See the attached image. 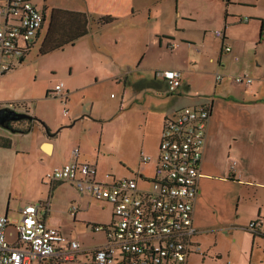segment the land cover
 I'll return each mask as SVG.
<instances>
[{
    "label": "crops",
    "instance_id": "0c3cea01",
    "mask_svg": "<svg viewBox=\"0 0 264 264\" xmlns=\"http://www.w3.org/2000/svg\"><path fill=\"white\" fill-rule=\"evenodd\" d=\"M34 2L45 21L21 64L35 47L36 60L63 54L68 113L56 121L36 115L32 97L1 90L0 104L16 100L20 110L47 122L17 131L33 137L46 172L71 161L78 148L79 161L95 163L116 179L137 176L143 187L155 174L165 120L185 106H207L211 117L193 218L200 249L183 264H264V235L249 228L264 219V0H42V7ZM220 29L223 38L215 34ZM23 65L0 75V84ZM170 69L181 72L175 90L159 74ZM238 74L254 79L237 82ZM47 190L29 203L49 200L46 220L80 242L83 263L106 241L91 226L110 224L113 206L68 181L49 183ZM8 210L0 207V214L8 217ZM79 226L103 238L84 241ZM50 259L38 264H66Z\"/></svg>",
    "mask_w": 264,
    "mask_h": 264
},
{
    "label": "built area",
    "instance_id": "2783aa9c",
    "mask_svg": "<svg viewBox=\"0 0 264 264\" xmlns=\"http://www.w3.org/2000/svg\"><path fill=\"white\" fill-rule=\"evenodd\" d=\"M44 21L45 13L34 0H0V75L21 63ZM215 34L221 38L225 35L221 29ZM224 49L229 52L232 47L226 44ZM159 74L167 79L170 90L182 84L178 70ZM233 78L241 83L253 81L247 74ZM217 79H223V75L217 74ZM50 94L63 97V83L55 84ZM64 113H68L66 108ZM210 117L207 106H185L165 120L155 174L146 178L143 187L137 176L116 179L95 163L79 161V149L75 148L73 159L46 172L44 179L47 183L71 182L79 191L110 203L113 221L91 226L94 231L104 232L106 241L81 263L80 242L46 220L49 200L28 203L20 208L18 221L0 214V264H38L54 257L66 264L185 263L192 251L200 249L193 240L194 203ZM148 158L142 157L145 161ZM76 210L77 205H73L72 211ZM11 222L17 230L14 242L8 241L6 235ZM249 228L264 235V219L254 220Z\"/></svg>",
    "mask_w": 264,
    "mask_h": 264
},
{
    "label": "rangeland",
    "instance_id": "374dc122",
    "mask_svg": "<svg viewBox=\"0 0 264 264\" xmlns=\"http://www.w3.org/2000/svg\"><path fill=\"white\" fill-rule=\"evenodd\" d=\"M36 1L41 7L43 6L42 0ZM36 53L38 51L35 47L30 51L25 64L20 63L23 67L18 71L16 69L15 73L4 79L0 84V90L6 95H10V97H16L17 95L22 98L32 97L34 103L31 109L34 110V113L36 115L44 114L56 121L62 114H65L64 110L68 102L61 96L50 94L47 97L45 96L48 86L54 87L55 82L61 83L62 81V76L65 73L63 54L59 51L52 52L50 55L36 60ZM20 64L18 67L21 66ZM18 67L16 66V68ZM108 93L109 95L110 93L116 95L115 90H109ZM3 103L5 104H0V107L9 106L16 110L22 109L23 105L16 100L4 101ZM13 125L19 126L16 121L13 122ZM0 135L3 137L9 136L12 140L10 147H0V207L3 209L8 208L9 219L14 220L18 217L19 209L23 204L33 202L35 198L47 196L49 183L44 182L45 175L43 176L47 170L45 163L38 160L31 135L17 134V131L13 130H4L2 126H0ZM104 172H107V170H104ZM108 214L109 210L102 211L103 217H108ZM79 227L84 241L101 240L103 238L101 232L94 233L90 228ZM6 235L10 242L17 239V230L12 222L6 229ZM52 260L50 259L49 262L54 263Z\"/></svg>",
    "mask_w": 264,
    "mask_h": 264
},
{
    "label": "water",
    "instance_id": "95a60500",
    "mask_svg": "<svg viewBox=\"0 0 264 264\" xmlns=\"http://www.w3.org/2000/svg\"><path fill=\"white\" fill-rule=\"evenodd\" d=\"M33 117L34 115L27 111L16 110L9 106L0 107V126L9 130H14L12 129V122L32 119Z\"/></svg>",
    "mask_w": 264,
    "mask_h": 264
},
{
    "label": "trees",
    "instance_id": "16d2710c",
    "mask_svg": "<svg viewBox=\"0 0 264 264\" xmlns=\"http://www.w3.org/2000/svg\"><path fill=\"white\" fill-rule=\"evenodd\" d=\"M23 60L24 58H22L21 62H23ZM37 121H40L41 123L46 125L43 120H41L39 117L34 115L32 119H23V120L16 121L19 124V126H14L12 122V129L18 132H28L31 130L32 125L35 124ZM11 145H12V140L10 137H3L2 135H0V147H10ZM259 233L260 232H256V234L258 235Z\"/></svg>",
    "mask_w": 264,
    "mask_h": 264
}]
</instances>
